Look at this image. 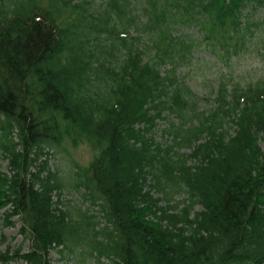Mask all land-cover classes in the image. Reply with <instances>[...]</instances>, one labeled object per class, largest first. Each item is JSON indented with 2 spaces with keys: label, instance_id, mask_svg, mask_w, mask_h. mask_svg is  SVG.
Listing matches in <instances>:
<instances>
[{
  "label": "trees",
  "instance_id": "16d2710c",
  "mask_svg": "<svg viewBox=\"0 0 264 264\" xmlns=\"http://www.w3.org/2000/svg\"><path fill=\"white\" fill-rule=\"evenodd\" d=\"M254 55L264 0H0V210L29 241L0 262L264 264V76L235 70ZM209 67L202 98L187 74ZM65 141L94 150L66 174Z\"/></svg>",
  "mask_w": 264,
  "mask_h": 264
},
{
  "label": "rangeland",
  "instance_id": "374dc122",
  "mask_svg": "<svg viewBox=\"0 0 264 264\" xmlns=\"http://www.w3.org/2000/svg\"><path fill=\"white\" fill-rule=\"evenodd\" d=\"M202 57L206 59H211L212 55L208 54L207 52H202ZM184 70L187 71V67H184ZM235 70L238 72H242L246 76L249 75H262L264 76V61L262 58L257 57L256 55L246 59L242 60L235 66ZM216 70L215 67H212V69L205 68L200 70H194L191 71V74H187L186 82L189 83L191 89L200 97L205 98L207 95H209V88L206 87V81H213L214 77L216 76ZM207 82V83H208ZM214 98V95L212 96ZM211 104V101L205 102L203 101L201 105L203 107L207 108ZM166 121L159 120V127L155 131V135L158 141H162L165 143L169 140L167 139V136L163 134L162 130L164 126H166ZM61 146H63L64 150L61 147H57L55 149V155H51V163L55 167L57 166L60 168L61 172H64L65 174L72 169L76 163L80 165L86 166L91 159L93 158L94 150L91 146L88 145V143H80L79 145H73L70 141H65ZM4 166L3 170H7L6 167V160H3ZM182 195H177V199H182ZM83 195L81 192H78L77 189L74 187H67L63 190V200L67 203L69 202V205L74 209L78 210L81 209L82 211L90 205L89 202H84ZM199 208V205L196 206ZM94 211V210H92ZM20 224H17L16 226H4L3 223V217H2V211L0 210V235L1 233H4L7 236V240L4 244L0 245L1 249H4L8 244H10L13 247L18 246L20 243L24 241V236L20 234L19 232ZM29 241L23 242V245L25 248L28 247ZM52 263L51 264H84V261L80 259L79 257L74 256V254H70L68 250H66L64 253L53 251L51 253ZM91 257H89V260ZM95 264V261L91 259V262ZM0 264H5L1 263ZM8 264H27L24 261H11Z\"/></svg>",
  "mask_w": 264,
  "mask_h": 264
}]
</instances>
